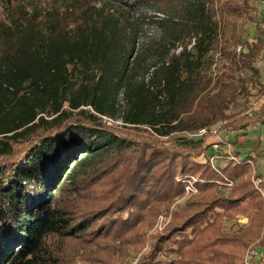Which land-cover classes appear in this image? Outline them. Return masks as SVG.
I'll use <instances>...</instances> for the list:
<instances>
[{"label": "trees", "instance_id": "trees-1", "mask_svg": "<svg viewBox=\"0 0 264 264\" xmlns=\"http://www.w3.org/2000/svg\"><path fill=\"white\" fill-rule=\"evenodd\" d=\"M0 2V264H248L251 245L264 251L263 141L228 139L240 159L225 166L208 152L264 124V2ZM139 7L163 29L138 49ZM189 182L197 192L153 231Z\"/></svg>", "mask_w": 264, "mask_h": 264}, {"label": "rangeland", "instance_id": "rangeland-1", "mask_svg": "<svg viewBox=\"0 0 264 264\" xmlns=\"http://www.w3.org/2000/svg\"><path fill=\"white\" fill-rule=\"evenodd\" d=\"M23 1L27 7H33V8L38 7L41 9H53L54 7L67 5L71 2H74L75 0H23ZM98 1H100L102 3H107V5L109 7L114 8L117 11L121 10V5H123L121 0H98ZM256 1H260L262 3L264 2V0H256ZM136 11L141 12V13L143 11L146 14V15L144 14L145 19H143V20L139 19L137 21L138 24H136V27H137L136 33H137V38H138L137 47L139 49L140 47H142L143 43H148L152 39L159 37L163 28H162L161 24L159 23V19H160L159 17L160 16L152 17L151 12L148 8L139 7L137 9H134L132 11V15H134L135 19H137V17H136L137 12ZM6 12H7L6 7L0 2V20L4 17ZM240 27H241V30L245 32L246 38L248 40H253L256 37L257 26L255 23H249V22L244 20L241 23ZM221 63H222L221 59L217 58L216 63H215L216 69L221 66ZM106 119L109 120V122H116V121H113L112 119H109V118H106ZM116 123H120V122L117 121ZM250 131H251V138L250 137L247 138V140H245V143L248 145H255L257 142V139L255 138V134H254L255 131L252 129ZM225 139L228 140L227 136L225 137ZM243 144H244V142H242V145ZM239 147H241V148H239ZM235 148H236V146H235ZM237 148H238L237 149L238 151H239V149H240V151H242V153L240 152L242 157L246 156L249 153V150L246 149L244 147V145L243 146H237ZM208 152L210 155H212V154L218 155L215 157L214 160H212L214 165H218V166H225L226 165L227 158L225 156H227V152H226L225 148L217 149V148L212 146V147H210ZM220 153H221V155H220ZM259 160H260L259 165L264 168V156L260 157ZM191 193H188V191H187L185 195L175 198L173 205L170 207V210L167 211V209L163 208L162 213L157 218V221L155 223L153 231H163L167 225L162 229L159 227L158 223H159L160 216L161 215H169V216H171V219H172L173 213L175 211L179 210L185 204L186 199L191 195ZM239 221H240L239 223L245 222V220L242 217L240 218ZM232 223H235V222L234 221L230 222L227 225V228L232 229V230H237L238 226L232 225ZM146 230L148 231L149 229H146ZM150 233L151 232L148 233V236L150 235ZM252 246L253 245H251V247ZM253 247H255V246H253ZM130 261H132V258L130 259ZM77 264H91V263L89 261H82V260L78 259Z\"/></svg>", "mask_w": 264, "mask_h": 264}, {"label": "built area", "instance_id": "built-area-1", "mask_svg": "<svg viewBox=\"0 0 264 264\" xmlns=\"http://www.w3.org/2000/svg\"><path fill=\"white\" fill-rule=\"evenodd\" d=\"M242 49H243V45H239L237 47V51L238 52H240ZM263 66H264V59H263ZM207 133H208V129L202 128V129L199 130V132L197 134L204 135V134H207ZM213 146L215 148H217V149L225 148L226 152H227V156L226 157L228 159L234 160L236 162L239 161L240 157H238L236 155V153H235L234 144H232L231 142H229L226 139H223L220 135L218 136V140L214 143ZM220 155H221V153H220ZM216 156H218V155H215V156L211 157V160H214ZM261 181H262V179L260 177L254 178V182L257 185ZM228 184L232 185V182H229ZM186 189H187L188 193L197 192V189L195 188V185L192 182L188 183ZM170 220H171V216H169V215H161L160 219H159V223H158L159 227L161 229L164 228L170 222ZM262 257H264V251L259 249L258 247H253L252 246L248 250V253H247V263L248 264H258L259 263L258 259L262 258Z\"/></svg>", "mask_w": 264, "mask_h": 264}, {"label": "crops", "instance_id": "crops-1", "mask_svg": "<svg viewBox=\"0 0 264 264\" xmlns=\"http://www.w3.org/2000/svg\"><path fill=\"white\" fill-rule=\"evenodd\" d=\"M251 129L255 131L254 134H255V138L257 139V141H258V139H261L263 141L262 150H264V124H260V125H257L255 127H250L249 131ZM221 136H223V134H221ZM236 136L240 137L242 140H247V138H249V137L251 138V134L250 135H246V136H242L241 134H237V133H234V132H230L227 135V138L228 139H235ZM262 156H264V152L262 153Z\"/></svg>", "mask_w": 264, "mask_h": 264}]
</instances>
